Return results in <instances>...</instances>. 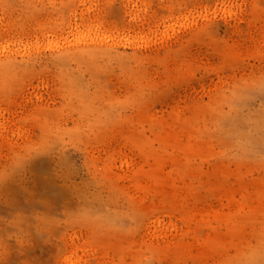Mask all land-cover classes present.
<instances>
[{
	"label": "rangeland",
	"instance_id": "374dc122",
	"mask_svg": "<svg viewBox=\"0 0 264 264\" xmlns=\"http://www.w3.org/2000/svg\"><path fill=\"white\" fill-rule=\"evenodd\" d=\"M258 245L264 0H0V264Z\"/></svg>",
	"mask_w": 264,
	"mask_h": 264
},
{
	"label": "clouds",
	"instance_id": "9594fccd",
	"mask_svg": "<svg viewBox=\"0 0 264 264\" xmlns=\"http://www.w3.org/2000/svg\"><path fill=\"white\" fill-rule=\"evenodd\" d=\"M242 264H264V245L246 251Z\"/></svg>",
	"mask_w": 264,
	"mask_h": 264
}]
</instances>
